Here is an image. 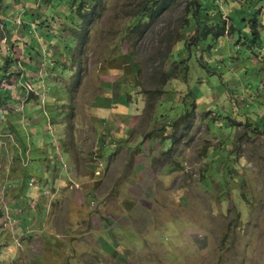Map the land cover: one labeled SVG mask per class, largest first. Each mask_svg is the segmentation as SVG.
<instances>
[{
	"label": "rangeland",
	"instance_id": "1",
	"mask_svg": "<svg viewBox=\"0 0 264 264\" xmlns=\"http://www.w3.org/2000/svg\"><path fill=\"white\" fill-rule=\"evenodd\" d=\"M96 4L0 0V264H264V0Z\"/></svg>",
	"mask_w": 264,
	"mask_h": 264
},
{
	"label": "crops",
	"instance_id": "2",
	"mask_svg": "<svg viewBox=\"0 0 264 264\" xmlns=\"http://www.w3.org/2000/svg\"><path fill=\"white\" fill-rule=\"evenodd\" d=\"M23 105H25V104H23ZM123 105H124L125 108H128L131 105V101H128L127 99H124L123 100ZM130 109H132V108L130 107ZM140 116H141V114L139 113V114H137V115L132 117V125H131V127L126 128V130L128 132L132 131L133 127L136 126ZM37 119H39V118H37ZM23 122H24L25 126L27 128H29V130L33 128L31 126H27L29 124V122L25 121V119L23 120ZM62 125H63V123L60 124V129H63ZM45 126L47 128V125H45ZM50 128L51 127H48V129L51 131ZM55 128L56 127H53V129H55ZM14 129L17 130V128H14ZM18 129L20 131H23L24 128L19 126ZM58 137H60V139H59L60 140V144L57 145V146L61 149V151H60L61 152V156L57 157L55 160L50 159V161H49V163H50V168L49 169H50V172H52L51 178L53 179V183L55 185H56L57 181L62 179L61 177H63L65 179V175L66 174H74V173L78 172V167L74 163V160H72V157H71V154H70V150L68 149V146L63 143V141L65 140L64 136L63 135H59V133H57V139H58ZM52 150H53L52 155L54 153H58L59 154V151L56 150L54 145H52ZM35 154H36V152H35ZM33 158L35 159V165H38V162H37L38 158L37 157H33ZM137 158L139 160L140 157H137ZM147 160H149V159H147ZM140 162H136L134 164L135 167L133 169V173H135V174L138 173V172H136V166ZM63 194H70V193H63ZM106 224L107 225L104 226V230L108 231L110 228L113 229V236L112 237L109 236L110 238H113V239H110L109 237H107L106 233L101 230V233H100V236H99L98 240L96 239V243L97 244H92V247H97L96 249H98V251L95 252V253H97V254L99 253L100 255L103 254V251H104L103 247L104 246L107 247V250L109 248L113 249V248L119 247V245L117 244V240H116V236L117 235L122 240V242H124V243L127 242L126 235L124 233H121V228H123L124 226H125V228H128L129 226H127V225H118V223H116V222H114V223L107 222ZM101 236H103L104 238H100Z\"/></svg>",
	"mask_w": 264,
	"mask_h": 264
},
{
	"label": "trees",
	"instance_id": "3",
	"mask_svg": "<svg viewBox=\"0 0 264 264\" xmlns=\"http://www.w3.org/2000/svg\"><path fill=\"white\" fill-rule=\"evenodd\" d=\"M95 1H97V4H96V6H97L99 4V2L101 3L103 0H95ZM151 1L153 3V6L149 7L150 11H147L148 9L145 5L144 8L139 9V11L136 13L137 18H140V19H138L139 21L135 24L137 29L139 28L140 24L142 25L144 20L149 18V20L153 21L155 19L154 17L159 16L163 11H165L168 7H170L171 2H173L174 0H151ZM202 1L203 0H194V8H195V15L194 16H197L198 9L200 6H202ZM83 11H84L83 7H82V5H80L78 10H77L78 16H80L82 19H84V21H89V16H86ZM93 13H94V11H93ZM137 29H135V30H137ZM258 39H260V37L257 35L256 36V41H257L256 43L257 44L259 43ZM166 75H167V73H166ZM166 75H165V78L167 77Z\"/></svg>",
	"mask_w": 264,
	"mask_h": 264
}]
</instances>
